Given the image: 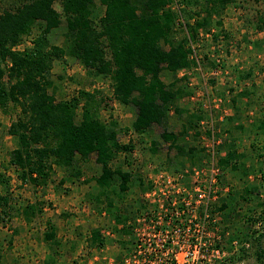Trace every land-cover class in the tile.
Listing matches in <instances>:
<instances>
[{
    "label": "rangeland",
    "instance_id": "1",
    "mask_svg": "<svg viewBox=\"0 0 264 264\" xmlns=\"http://www.w3.org/2000/svg\"><path fill=\"white\" fill-rule=\"evenodd\" d=\"M16 1L0 0V13L3 9L15 6ZM198 1V4L190 7L184 6L181 11L175 6L179 13L177 29H182L177 32L178 39L188 36V26L185 25L194 24L196 19H201L194 13L204 9L205 2ZM94 2V18L98 23V19L104 15V8L98 0ZM54 8L62 15V23L52 31L49 40L52 45L66 47V22L61 0L54 2ZM190 13L193 14L191 18L187 16ZM263 15L264 0H235L220 16H214V26L210 28H215V33L219 34L218 40L214 41L212 37L215 33L201 30L197 42L192 43L195 49L193 58L198 65L189 71L182 70L175 76L167 71L162 74L165 83L176 82V88L185 89L187 92L171 107L167 115L168 132L182 134L179 144L186 151L196 146L205 152L209 135L206 131L213 119L217 138L221 141L218 149L221 155H225L226 151L221 150L224 146L225 149L234 148L237 155L243 156L237 158L244 166L243 169L238 168L235 171L231 167L224 174L225 186L222 188L228 191L221 192L222 199L229 195L232 197L228 199L241 196L244 187L253 186L256 190L253 202L243 205L241 218L230 213L231 217L224 221L225 216L220 214L223 219L222 241L229 254L222 264H258L249 240L243 243L236 235H246L254 240L262 237L264 233L263 222L253 224L244 222L243 219L246 214L257 219L264 213V206H260L264 203V134L260 128L264 122V28H258V20ZM203 16L204 12L200 17ZM219 20L222 21L223 28L215 27V21ZM40 30L36 25L32 35L26 37L16 49L24 51L32 47L33 39L40 34ZM50 79L53 87L49 89V93L59 102L78 98L81 90L97 93L100 102L97 106L98 116L106 124L116 122L120 142L135 146L130 157L131 166L124 165V152L113 163V167L122 164L126 171H133V184L122 195L110 194L113 209L108 210L105 198L97 203L96 196L100 189L93 179L100 175L101 170L95 162V155L82 165L81 178L69 177L65 170L56 167L46 186L22 184L18 177L19 171L10 163L11 152L16 148V139L8 133L11 124L19 118L20 109L11 104L5 111L0 109V173L4 180L3 183L0 182V197L6 196L8 199L6 206L0 202V264L118 263L128 252L121 245V240L129 242L127 247L131 248L136 220L150 215L154 207L158 208L154 196H147L148 190L142 192L139 178L143 179L145 185H151L152 179L160 172L168 173L173 178L179 173L184 176L183 185L189 187L193 183L192 168L201 166L202 160L199 161V155L191 159L187 153L181 154L176 149H170V144L165 143L161 137L164 129L158 125L143 135L135 133L132 124L137 116L136 108L121 104L114 96L110 78L95 76L79 60L67 57L65 62L54 61ZM241 89L251 91L252 97L249 98L250 109L242 113L245 116V127L242 126L245 138L243 140L240 136L239 144L235 143L237 132H229L230 120L227 119L220 128L218 124L222 122L218 121V117L226 119V103L230 101L229 98L232 99L229 94ZM83 107L84 101L76 110L77 122L81 119ZM176 107L182 110L181 113H177ZM199 117L202 119L199 120ZM228 133L230 134L227 137ZM154 142L159 144L155 153L151 150ZM37 203H40L42 213L37 214L31 221L25 220L22 216L24 207ZM249 209L253 212H248ZM118 216L123 221L118 222ZM50 225L56 227L57 233L56 238L47 243L44 235ZM126 228L131 231V235L120 234L121 229ZM97 229L104 236L103 247L91 244L92 232ZM260 242L264 248V237ZM234 243H237V247ZM242 247H250L251 250L248 256L238 258ZM231 258H234L233 261Z\"/></svg>",
    "mask_w": 264,
    "mask_h": 264
},
{
    "label": "trees",
    "instance_id": "2",
    "mask_svg": "<svg viewBox=\"0 0 264 264\" xmlns=\"http://www.w3.org/2000/svg\"><path fill=\"white\" fill-rule=\"evenodd\" d=\"M55 1L17 0L15 6L0 13V109L5 111L10 104L20 109V116L11 124L8 133L16 139L10 163L19 171L21 183L44 187L56 167L65 170L69 177L81 178L82 165L95 155V162L101 170L100 175L93 179L100 189L97 203L105 198L108 210H111L114 204L110 194L122 195L132 187L133 171H126L124 165L131 166L130 157L135 146L120 142L116 122L106 124L98 116L100 102L97 93L81 90L78 98L69 102H59L49 93L53 87L50 79L52 65L54 61L65 62L67 57L79 60L95 76L110 78L115 98L123 105L136 108L137 116L132 124L135 133L143 135L158 125L164 129L161 137L170 144V149L187 153L191 159L199 155V161L202 160V148L195 146L186 151L179 144L182 134L176 135L167 130V115L171 107L187 92L176 88V82L165 83L162 74L167 71L175 76L198 65L193 58L195 49L192 43L197 42L201 30L215 33V28H210L214 26V16H220L235 0H204L203 11L194 13L201 19L185 25L188 26V36L180 39L177 32L182 29H177L179 13L175 6L181 11L184 6L198 4V0H98L104 8V15L98 23L94 18V0H61L66 22V47L52 45L49 40L52 31L62 23V15L54 8ZM203 12L205 16L200 17ZM187 16L191 18L193 14ZM258 22V28H264L261 27L264 26V15ZM215 23L216 28H223L222 21ZM36 25L41 30L33 39V46L24 51L16 49L32 35ZM212 37L217 41L219 34L215 33ZM250 92L247 90L246 94ZM82 101L83 112L77 122L76 110ZM176 111L181 113L182 110L176 107ZM260 128L264 134V122ZM158 147L159 144L154 142L151 150L155 153ZM229 148L222 146L221 149L226 151L219 161L222 186H225L224 174L231 167L235 171L244 168L237 159L240 155L234 148ZM123 152L126 154L124 165L113 167ZM0 182H4L1 173ZM139 184L142 192L152 186L145 185L142 178H139ZM241 191V196L228 199L232 197L229 191L227 198H221L220 204L213 205V212L223 214L224 221L231 215L241 218L243 205L253 202L256 190L249 186ZM1 201L6 206L8 199L0 197ZM39 213H42L40 203L28 204L22 210V216L27 221ZM243 219L247 223H264V213L257 219L246 214ZM117 221L123 220L118 216ZM49 228L44 235L47 243L52 242L57 233L54 225ZM121 233L131 235L127 228L121 229ZM262 237L252 240L246 235H236L243 243L249 240L258 264H264ZM120 243L127 251L130 250L127 247L129 242L121 240ZM91 244L97 247L105 245L100 230L92 232ZM249 248L242 247L238 258L248 256Z\"/></svg>",
    "mask_w": 264,
    "mask_h": 264
},
{
    "label": "built area",
    "instance_id": "3",
    "mask_svg": "<svg viewBox=\"0 0 264 264\" xmlns=\"http://www.w3.org/2000/svg\"><path fill=\"white\" fill-rule=\"evenodd\" d=\"M210 123L202 165L192 168L193 183L186 187L183 175L158 173L152 190L146 192L154 196L158 208L136 220L130 250L112 264H222L228 258L221 235L223 219L212 210L220 203L221 192L228 191L221 184L219 161L224 155L218 150L221 141L213 119Z\"/></svg>",
    "mask_w": 264,
    "mask_h": 264
},
{
    "label": "crops",
    "instance_id": "4",
    "mask_svg": "<svg viewBox=\"0 0 264 264\" xmlns=\"http://www.w3.org/2000/svg\"><path fill=\"white\" fill-rule=\"evenodd\" d=\"M246 91L247 90H244V89H241V90H234L232 91V93L229 94V96L231 95L232 99L229 98V102L226 103V106L228 107L226 109V119H224L223 117H218V121H221L222 123H219L218 127L222 128V124H224L226 122L227 119L230 120L229 122V129H230V133H233V131L231 130H234L237 132V138H236V141L235 143H239L241 144V140H240V136L241 138L244 140V133H245V130H244V127H245V122H244V119H245V116L242 115V113H246V111L248 109H250V106H249V98L252 97V94H246ZM246 94V95H244ZM226 108V107H225ZM224 108V109H225ZM244 125V127H242ZM227 134V137L229 136V134ZM224 140H226V135L224 136ZM224 157V156H222Z\"/></svg>",
    "mask_w": 264,
    "mask_h": 264
}]
</instances>
